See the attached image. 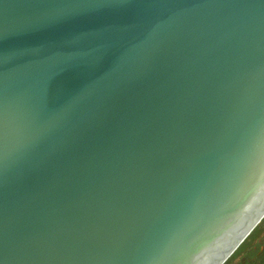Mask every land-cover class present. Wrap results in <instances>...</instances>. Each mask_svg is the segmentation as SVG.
Segmentation results:
<instances>
[{"label":"water","instance_id":"obj_1","mask_svg":"<svg viewBox=\"0 0 264 264\" xmlns=\"http://www.w3.org/2000/svg\"><path fill=\"white\" fill-rule=\"evenodd\" d=\"M264 219V0H0V264H225Z\"/></svg>","mask_w":264,"mask_h":264},{"label":"trees","instance_id":"obj_2","mask_svg":"<svg viewBox=\"0 0 264 264\" xmlns=\"http://www.w3.org/2000/svg\"><path fill=\"white\" fill-rule=\"evenodd\" d=\"M225 264H264V219Z\"/></svg>","mask_w":264,"mask_h":264}]
</instances>
